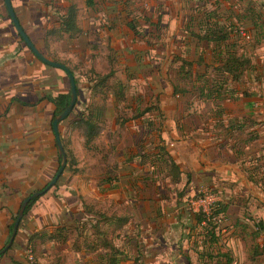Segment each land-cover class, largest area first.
<instances>
[{
  "label": "crops",
  "instance_id": "crops-1",
  "mask_svg": "<svg viewBox=\"0 0 264 264\" xmlns=\"http://www.w3.org/2000/svg\"><path fill=\"white\" fill-rule=\"evenodd\" d=\"M245 1L239 2L242 4L240 10L234 9L238 0H220L223 21L230 17L231 9L243 12ZM10 3L26 36L49 61L64 62L61 57L67 52L88 56L91 53L88 46L94 37L104 40L103 23L114 26L106 38L118 33L126 35L133 46L122 54H115L122 55L117 63L125 72L126 82L119 80L124 96L116 100L113 93L109 94L106 110L99 118L102 131L88 147L96 155L103 154V148L112 149L118 161L116 180L102 184L99 183L102 174L80 177L76 166L78 173L70 174L76 181L67 182L68 179L63 180L69 173L66 165L56 182L58 186L41 196L21 220L11 249L0 258V264H31L24 257L31 237L35 238L32 247L56 250L41 238L52 232L53 220L56 224L65 222L68 212L79 207L80 199L96 206L109 203L124 208L123 215L130 220L118 239L121 245L115 244L129 254L121 264H264L262 257L253 255L254 245L261 244L262 237L253 238L252 225L247 221L256 216L264 225V55L255 54L259 47H244L251 69L245 72L242 83H227L232 96L205 101L193 92L177 98L169 82L174 73L170 59L174 53V37L183 28L190 8L187 1L10 0ZM70 6L78 11L76 25L80 33L72 38L66 34L61 39L49 38L47 32L59 27L58 18ZM236 11L234 16L241 14ZM130 19L137 21L139 29L148 31L151 22L164 26L165 41L169 44L164 50H151L154 61L149 62L147 58L149 50L144 40L136 38L127 28ZM231 20L236 23L234 17ZM243 23L252 35L249 21ZM162 36L154 37L153 41L162 42ZM159 46L161 44L156 47ZM261 46L264 49V45ZM66 67L70 68L68 64ZM92 67L91 64L89 69L97 73ZM168 69L169 80L163 76V71ZM150 71H157L161 76L154 90L148 87L151 77L146 73ZM83 87L91 95L89 86L77 84L79 95L72 114L58 125L60 139L66 147L69 142L66 139L75 132L80 137L82 149H88L84 146V138L73 129L71 120L89 104L102 105L101 100L89 95L79 107L78 98ZM128 88L133 89L135 97L127 95ZM68 89L70 83L66 73L35 57L12 24L4 0H0V250L8 241L10 224L22 201L46 186L59 167L52 131L55 108L44 97L67 94ZM153 94L155 102L150 103ZM146 108H150L149 112L143 113ZM147 122L152 124L151 129H146ZM148 131H151L148 142L154 147L162 142L179 167V182L174 183L169 177L153 183L149 180V164L139 163L136 155L141 149L139 142ZM99 137H106V143L92 145ZM101 162L104 172L103 157ZM77 177L80 178L77 180ZM200 186L215 188L226 205L230 232L223 242L220 236L217 243L211 244L213 254L218 257L212 260L199 257L203 250L202 240L201 244L195 241L192 245L194 238L192 241L188 238L196 224L195 214L187 209L185 200L194 196ZM74 199H78L77 205L70 203ZM174 231L179 233L180 240L170 245L166 238ZM183 234H187L184 238L190 244L183 242ZM143 236L148 244L142 241L144 245H140ZM173 246L179 254L186 250L188 255L168 258L165 251L174 249ZM226 254L229 255L227 259L220 256ZM136 257H139L137 261ZM38 264L44 263L38 261Z\"/></svg>",
  "mask_w": 264,
  "mask_h": 264
},
{
  "label": "trees",
  "instance_id": "trees-1",
  "mask_svg": "<svg viewBox=\"0 0 264 264\" xmlns=\"http://www.w3.org/2000/svg\"><path fill=\"white\" fill-rule=\"evenodd\" d=\"M185 1L190 4V8L186 15L183 28L177 32L173 43L174 59L172 64L178 65V67L173 73L174 78L169 82L173 87L174 95H177V98L181 96L185 97L188 93L194 92L198 94L199 99L205 101L218 98L223 99L229 95L232 96V91L227 89V83L229 81L235 84L242 83L245 72L251 69L250 58L247 56L244 47L248 45L253 49L263 45L264 5L258 3L257 0H246L242 7L243 12L239 10L236 11L237 13H241L240 15L234 16V10L231 9L230 17L223 21L224 17L219 11L220 0ZM212 1L213 3H211ZM209 4L210 8H208ZM240 6H242V4ZM77 13L76 7L70 6L67 8L66 12L58 18L59 27L51 29L46 35L49 38L54 37L55 39H61L65 34L71 38L79 34L80 29L76 25ZM232 17H234L236 23L231 20ZM246 20H248L251 25L252 33V37H249L247 39L248 41H245L244 37L240 34L241 26H237V24H240L245 29L246 27L243 22ZM136 22L137 21L130 19L126 26L136 38L144 40L145 46L147 50H149L147 51V58L149 62H152L154 59L150 52L156 49V46L154 47L151 42L154 37H159L160 35H164L160 38L162 42H166L165 34H161L163 31L165 32L164 26H161L159 24L160 22H151L148 23L150 27V31H148L145 28L139 29ZM243 43L246 44L244 45ZM168 44L169 43L163 44L157 49L164 50ZM239 49H241L242 52H239ZM54 62L66 66L64 62H59L57 60H54ZM68 69L73 75L76 85L80 83L86 87L89 86L91 98H96L99 95L102 96L100 99L102 105L94 103L89 104L83 111L74 114L71 120L73 129H76L84 138V146L88 148L102 131L99 118L106 110L105 102L109 98V94L113 93V97L116 100L122 99L124 96L123 86L119 80L113 81L114 83L110 85L109 82H111L115 76L114 70L109 71L106 75L97 74L90 70V72L87 73L89 77H83L81 80H78V76L74 71L70 68ZM183 81L187 83H183ZM76 92L78 96L79 91L77 88ZM44 99L54 106V119V117L59 115L69 104L70 89H68L67 94L46 96ZM149 110L150 108H146L143 113H147ZM151 125L150 122L145 123L146 129H151ZM150 132L151 131H148L139 142L141 149L136 154L139 163L143 165L149 164L150 168L147 171V175H149V180H151L152 183L154 180H159L164 177H169L174 183L179 182L181 177L179 167L169 156L162 142H160L161 145L158 144L156 147L148 142V135ZM61 142L67 157L66 170L74 175L78 173L76 162L74 158L69 155L66 143H64L63 139ZM102 157L105 166L104 172L100 176L99 183L111 184L117 177V157L112 149H109ZM112 159H114V161L111 163ZM57 183L54 187L58 186ZM39 199L40 197L29 202L23 217L31 211ZM188 199H190V197ZM225 212V203H217L215 207L211 209L208 216L204 215L202 212L195 214V228L201 230L200 236H202L201 246L203 250L202 253L199 254V257L207 260L218 258L213 254L210 247L211 244L219 241V236L216 235L211 220L221 213L225 214ZM15 217L10 224V235ZM129 220V216L117 215L116 212L108 213L107 210H101L97 208L96 205L80 199L79 207H77L75 211L71 210L68 212L67 220L61 224L54 225L52 232H48L41 240L48 242L52 249L58 251L69 250L73 253H81L85 256H89L90 261L84 264H121L124 259L128 258L129 251L121 250L116 246L115 242L119 239L121 232H123ZM252 221L251 231L253 238L258 239V237H262L261 244L256 243L254 245L253 255L262 257L264 261V225L259 219ZM33 239L35 238L31 237L28 239L27 245L32 246ZM2 256L3 255H0V258ZM220 256L226 259L229 258L228 254ZM137 258L139 259V257H136L135 261H137Z\"/></svg>",
  "mask_w": 264,
  "mask_h": 264
},
{
  "label": "rangeland",
  "instance_id": "rangeland-1",
  "mask_svg": "<svg viewBox=\"0 0 264 264\" xmlns=\"http://www.w3.org/2000/svg\"><path fill=\"white\" fill-rule=\"evenodd\" d=\"M160 1L162 2L164 0H160ZM235 1L236 0H233V2H235ZM243 1L244 0H238L237 3H234V9H240L241 10L239 2L243 4ZM169 2H171V0H169ZM257 2L264 5V0H257ZM158 4H160V2ZM234 11H236V10H234ZM237 26H241L240 32L242 31L243 33H245L246 34L245 36L252 37L251 34L249 32H247L242 27V25L237 24ZM102 27H103V29H105V31L103 33L104 37H102V38H104V40L100 39L98 37L97 38L94 37V40H92V42L89 43V46H88L90 48L89 51L91 52V53L87 54L88 56L85 57L84 55H81V57H80L79 55H76L74 53L67 52L65 56L61 57V59L64 60V62L66 64H68L69 67L77 74L78 80H81V78H83V77H89V75L87 73L90 72L89 67L92 64L93 65L92 68H94V70L96 69L98 71L97 73H99V74L106 75L109 73V71L114 69L115 76H114V79L111 80V82H109L110 85H111V83H114L113 81H115V80H123V82L125 83L126 82L125 72H124L122 67L120 68V64L117 63L118 62L117 59L119 57H121L122 55L116 56L115 54H116V52L122 54L125 51H128L131 48V46H133V43L130 40H128V38L125 37L126 35L121 36L119 33L116 34V36L113 34L112 36H110V38H109V36H107V38H106L105 35L110 34V33H108V31L110 30V28L114 30V26L103 23ZM163 33L165 34L164 31L161 34H163ZM110 39H113V40H110ZM244 40L248 41L247 38H245V37H244ZM262 43L264 45V40L262 41ZM141 44L142 43H138V45H141ZM151 44L155 47V46H158L160 44V42L159 41H156V42L152 41ZM163 44H166V42H161V45H163ZM111 45H112V48H110ZM156 48H158V47H156ZM261 48H263V47L260 46L258 48V50L255 52V54H258V56H260L261 54L264 55V49H261ZM110 49H112V50H110ZM251 55L252 54H250V56ZM173 59L174 58H172L170 60L172 61ZM158 61H160V60H158ZM177 67H178V65H174L173 68H171V70L175 71V69ZM146 74L148 75L147 77H151V80H149L150 82L148 83L149 84L148 87H150V89L154 90L155 83L158 81L157 80L158 77H161V76H159V73L157 71L156 72L150 71L149 73H146ZM163 76L165 78L167 77L168 80L170 79L169 69H168V71L167 70L163 71ZM171 76L174 78V74ZM183 83H187V82L183 81ZM127 85H128V83H127ZM80 87H82V86H80ZM126 90H127V95H129L131 97H135L136 94L133 93V91H132L133 89L128 88ZM134 92H137V90ZM139 93H140V91H139ZM89 95L90 94H88L87 90L83 87L82 91H81V96L78 98L80 101L79 105H78L79 107H81L83 101L85 99H87V97ZM153 95H154L153 98H151L152 96L149 98L150 103L155 102L154 101L155 94H153ZM141 97L142 98L144 97L143 92H142ZM101 98H102V96L99 95L96 97V100H100ZM76 111H79V110L76 109ZM263 113H264V108H263ZM105 136H106V134H105ZM79 138L80 137L77 136V134L74 132V133H71V136L69 138H67L68 140L66 139L67 142L69 141L67 144V151H68L69 155H71L74 158V161L76 162L78 170H80V172H81V174L78 176L90 177V175H93L94 177H97V175H101L103 173V170H102L103 164L101 162L102 155L104 154L105 151L109 150L110 148H107V149L103 148V152H102L103 154L96 155L94 152H91V148L82 149L81 142L79 141ZM105 143H106V137H104V138L99 137L98 142H96V144H92V145H103ZM112 162H113V160H111V163ZM80 177H77V180ZM66 179H68L67 182L71 181V183H74V181H76L74 179V177L70 176V173L65 174L63 180H66ZM76 185H79V183ZM206 190L212 191L211 193L218 195L219 199L221 201L220 203H225V201L222 199V194L219 191H217L215 188L213 189V188H207V187L200 186L198 189V192L194 196L190 197V199L187 198L185 200V204H186L187 209L192 211L193 214H196L199 211H196V208L194 206L190 205V201L195 200L198 197L203 196V192H205ZM70 203L72 205H75V204L77 205L78 199L70 200ZM213 207H215V205H213ZM97 208H100L101 210H104V211L107 210L108 213L116 212L117 215H123L124 214V208L121 205L118 206V205L105 203V204L97 206ZM220 215H223L224 219L222 218V221L220 223H218L216 226H214V225H212V226L215 229L216 235H218L219 237L221 236V238L223 236V239L221 240V242H223V240L227 239V235L230 232V230L228 229V226H227L228 225L227 216L225 214H220ZM136 220L138 221L137 218H136ZM252 220H258V217H256V216L253 217L251 219V221L249 218V220H247V221L249 223H251V225H252L253 224ZM53 223H55V224H52L54 226V225H56L57 222L53 220ZM134 224L136 225L137 223H134ZM131 225H133L132 221H131ZM135 231L136 230H134V232ZM139 231L142 232L140 230V228H139ZM191 231H192V234H189V236H188L190 241H192V239L194 238L193 244L192 243L191 244L194 245L195 241H197L198 243L201 244V242H200L202 240V236H200L201 230L198 228H192ZM186 235L183 234V236L181 238L183 239V242L187 241V243L190 244V241L188 242L187 238H184ZM139 236L140 235L138 234L137 237H139ZM248 236H249V234H248ZM145 239H146L145 236H143V238L140 239V241H139V243L141 242L140 245H144V242L146 244H148V241H146ZM166 239L168 240V244L172 245V243H176L177 241L180 240V236H179L178 232L174 231V234L167 236ZM142 241H144V242H142ZM121 242L122 241L118 240V241H116V244L121 245ZM188 247H191V245H188ZM25 248H27V249H25L26 250V256H24L25 261H27L28 263H31V264H38V261H40L41 263H44V264H54V263H57V264H82L85 261H90L89 256L83 257L82 255L72 253L69 250L68 251L67 250H59V251L58 250H53V251L51 250L50 251V250L42 248L40 246H38L37 248H34L31 245H27V246H25ZM173 248L174 249H168L165 251L166 256L168 258H170V257L172 258L173 255H175V257H178L179 255H181L182 257H186V255H188L187 254L188 251H186V250H183L182 254H179L177 249L174 246H173ZM29 250L31 251V254H30L32 257L31 261L27 260V258H26ZM234 264H237V262H234Z\"/></svg>",
  "mask_w": 264,
  "mask_h": 264
},
{
  "label": "water",
  "instance_id": "water-1",
  "mask_svg": "<svg viewBox=\"0 0 264 264\" xmlns=\"http://www.w3.org/2000/svg\"><path fill=\"white\" fill-rule=\"evenodd\" d=\"M4 4H5L6 10H7V13L11 19V22L14 25L18 35L23 40V42L28 47V49L35 55V57L37 59H39L42 63H44L50 67L60 69L66 73V75L68 76V79H69V83H70V101H69V104L65 107V109L59 115H56L54 117V119L52 120V131L54 134L55 144H56V148H57V152H58V156H59V160H60L59 167H58L54 177L52 178V180L43 189L30 194L28 197H26L22 201V203L18 209L17 215H16L14 222H13V228H12L10 238H9L7 244L0 250V255H3L5 252H7L11 248V246L15 240V237L17 235L21 220L23 219L24 211H25L27 205L29 204V202L31 200L38 198V197H41L45 193H47L50 190V188H52L56 184L59 177L63 174V172L66 168V165H67V157H66V153H65V150L63 148L61 139H60V135H59V131H58V125L60 122H62L64 119H66L70 115V113L74 109V107L76 105V101H77V92H76L75 80H74L73 75L69 71V69L62 64L55 63V62L49 61L48 59L44 58L37 51V49L33 46L31 41L29 40V38L24 33L23 29L19 25V22L15 16L13 8L11 6L10 0H4Z\"/></svg>",
  "mask_w": 264,
  "mask_h": 264
},
{
  "label": "built area",
  "instance_id": "built-area-1",
  "mask_svg": "<svg viewBox=\"0 0 264 264\" xmlns=\"http://www.w3.org/2000/svg\"><path fill=\"white\" fill-rule=\"evenodd\" d=\"M240 34L242 36L244 35L243 37L247 39L249 38L248 36H245L246 34L243 33L242 31L240 32ZM211 192L212 191L206 190L205 192H203V196L190 201V205L194 206L196 208V211L202 212L204 215L208 216L210 214L211 209L213 208V205L221 202L219 199V196ZM222 218L224 219V216L220 214L212 218L211 220L212 225L216 226L218 223L222 221ZM30 254H31V251L29 250L28 255H27V259L29 261L32 260V257Z\"/></svg>",
  "mask_w": 264,
  "mask_h": 264
}]
</instances>
